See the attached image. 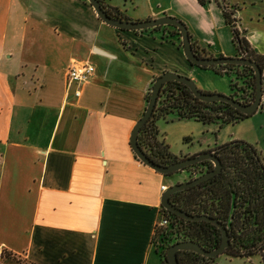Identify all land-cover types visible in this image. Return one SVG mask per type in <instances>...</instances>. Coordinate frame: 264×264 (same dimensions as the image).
<instances>
[{
	"label": "crops",
	"instance_id": "crops-1",
	"mask_svg": "<svg viewBox=\"0 0 264 264\" xmlns=\"http://www.w3.org/2000/svg\"><path fill=\"white\" fill-rule=\"evenodd\" d=\"M103 1L131 20L174 15L212 56L238 55L216 0ZM226 2L264 53V0ZM72 58L94 65L78 96L65 87ZM164 70L198 74L174 37L118 29L87 0H0V264H159L151 235L166 174L141 162L128 138ZM209 139L171 152L218 143Z\"/></svg>",
	"mask_w": 264,
	"mask_h": 264
},
{
	"label": "trees",
	"instance_id": "trees-1",
	"mask_svg": "<svg viewBox=\"0 0 264 264\" xmlns=\"http://www.w3.org/2000/svg\"><path fill=\"white\" fill-rule=\"evenodd\" d=\"M216 2L229 28L236 53L255 61L261 69L262 76L264 53L255 51L246 39L244 31L236 27L237 5L227 3L226 0ZM100 4L107 14L121 19L127 18L117 6L103 0H100ZM147 29L159 31L162 39L174 37L178 45H181L178 28L173 24H158L140 30ZM187 32L192 51L197 56H210L205 45L199 43L188 29ZM186 60L198 68H211L217 73H230L232 77L228 85L232 93L229 96L242 103H247L253 98L255 76L250 65L231 62L198 65L187 58ZM149 88L145 93V102ZM249 114L251 113H243L224 100H201L194 96L183 82L167 79L159 87L153 108L137 132L136 142L151 160L166 164L187 155H175L169 150L167 143L158 136L156 122L159 118H192L202 123L220 125L238 121ZM206 150L212 151L219 159L220 169L194 184L171 192L168 196L169 201L187 213L205 214L223 224L228 235V243L220 253L229 257H248L255 253L262 256L264 162L259 151L252 143L241 138H230L215 143ZM211 167L212 162L209 159H202L182 169H185L188 178H191ZM161 215L166 216L167 222L164 225L155 224L151 235V241L159 253V264H169L165 250L175 241L189 239L205 249H210L220 240V228L211 220L186 219L160 205L158 217ZM216 256H206L190 249L176 250L178 264H214Z\"/></svg>",
	"mask_w": 264,
	"mask_h": 264
},
{
	"label": "water",
	"instance_id": "water-1",
	"mask_svg": "<svg viewBox=\"0 0 264 264\" xmlns=\"http://www.w3.org/2000/svg\"><path fill=\"white\" fill-rule=\"evenodd\" d=\"M87 1L92 5L93 9L95 10L99 18H101L105 23L113 25L117 28L137 30V29H143V28L155 26L158 24H173L174 26L178 28L181 49H182L184 56L195 64L210 65V64H221V63L231 62V63L248 64L252 67L254 76H255V88H254L253 98L247 103H242L227 94H223V93H219L215 91L201 90L195 85V83L193 82L191 78H189L186 75L179 74L175 71L164 70L160 72L158 75L154 77L152 84L149 88V94L146 99L143 111L141 112L139 117L134 121L133 125L131 126L130 132H129L128 142H129V145L132 151L136 155V157L141 162H143L144 164L148 165L149 167L153 168L154 170L160 173L167 174L173 171L181 170L184 166L194 163L196 161L202 160V159H209L212 162V167L210 169H206L205 171L199 173L196 176L184 179L182 181L171 183L167 187H165L159 196V203L163 208L170 210L173 213L183 218H186V219L203 218V219L211 220L219 226L220 231H221V237H220L218 244L210 249H205L201 247L197 242L193 240H189V239H182V240H178V241H175L169 244L165 250L166 259L169 262V264H178L177 259H176V250L178 249H190V250L199 252L200 254H203L206 256L218 255L228 243V235H227V232L223 224L217 222L216 220L212 219L209 216H206L205 214L187 213L186 211L172 204L169 201L168 196L171 192L175 190L187 187L191 184H194L216 173L220 169L219 159L214 155L212 151L202 150L192 155L181 157L179 159H176L166 164L157 163L151 160L145 154V152L138 146L136 142V135H137V132L140 126L144 123L146 118L149 116L153 108V105L155 103V99H156L159 87L161 83L164 82L165 80L175 79V80L183 82L188 87V89L191 91V93L201 100H204V101L224 100L230 103L232 106L239 109L240 111H242L243 113H252L258 107L259 102H260V97H261V92H262L261 91V69L255 63V61L249 58H246V57L239 56V55L197 56L191 49L187 27L185 23L180 18L174 15L161 14L156 17L139 19V20L121 19V18H117V17L107 14L106 11L101 6L100 0H87ZM217 1L220 2L221 0H217Z\"/></svg>",
	"mask_w": 264,
	"mask_h": 264
},
{
	"label": "rangeland",
	"instance_id": "rangeland-1",
	"mask_svg": "<svg viewBox=\"0 0 264 264\" xmlns=\"http://www.w3.org/2000/svg\"><path fill=\"white\" fill-rule=\"evenodd\" d=\"M109 1L111 3H118L121 9H142L147 6L146 0ZM230 77H232L230 73H217L211 68H198L197 77L193 76L189 78H191L195 85L201 90H203L202 88H214L212 91L229 95L232 93V89H230L228 85ZM261 91L258 107L243 119L235 122L222 123L218 126V124L214 123L203 124L192 118H171L167 120L159 118L156 122L159 132L158 136L161 135L168 144L169 150L175 153L178 152L179 148L185 145L197 147L203 144L202 142L205 138H210V142L216 140L218 143L232 137L241 138L247 140L256 147L264 162V72H262L261 76ZM185 173V169L168 173L163 177V182L169 185L174 182L175 178ZM156 253L159 256V253ZM214 264H264V249L262 256L255 253L248 257H229L220 253L216 256Z\"/></svg>",
	"mask_w": 264,
	"mask_h": 264
},
{
	"label": "built area",
	"instance_id": "built-area-1",
	"mask_svg": "<svg viewBox=\"0 0 264 264\" xmlns=\"http://www.w3.org/2000/svg\"><path fill=\"white\" fill-rule=\"evenodd\" d=\"M94 71V65L88 59L85 58H72L69 60L65 67V87L68 88L71 83H74L73 94L78 96L81 87L84 83L88 82L90 76ZM166 187L164 184H160L159 188L163 190ZM166 216H159L155 222L157 225L166 224Z\"/></svg>",
	"mask_w": 264,
	"mask_h": 264
}]
</instances>
